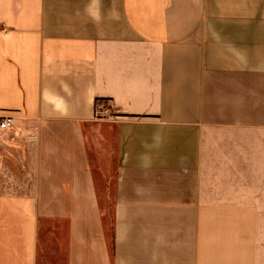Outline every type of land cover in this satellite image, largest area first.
Masks as SVG:
<instances>
[{
	"label": "crops",
	"instance_id": "obj_1",
	"mask_svg": "<svg viewBox=\"0 0 264 264\" xmlns=\"http://www.w3.org/2000/svg\"><path fill=\"white\" fill-rule=\"evenodd\" d=\"M0 115V264H264V0H0Z\"/></svg>",
	"mask_w": 264,
	"mask_h": 264
},
{
	"label": "rangeland",
	"instance_id": "obj_2",
	"mask_svg": "<svg viewBox=\"0 0 264 264\" xmlns=\"http://www.w3.org/2000/svg\"><path fill=\"white\" fill-rule=\"evenodd\" d=\"M105 131L103 130L102 134H104ZM104 141L101 145L102 150V158H107L108 155L106 154V135H103ZM95 150V149H94ZM94 150H89V158L91 161L92 170L95 175L96 180V186L98 191V197H99V206L101 208V212L103 214V217L108 225V229L110 228V212H111V205L113 202V190H114V178H113V169H114V163L109 161L108 162V175H103L104 173L101 171V165L97 160L99 158H96V153ZM42 251V250H41ZM41 258L43 259V254L41 252Z\"/></svg>",
	"mask_w": 264,
	"mask_h": 264
},
{
	"label": "built area",
	"instance_id": "obj_3",
	"mask_svg": "<svg viewBox=\"0 0 264 264\" xmlns=\"http://www.w3.org/2000/svg\"><path fill=\"white\" fill-rule=\"evenodd\" d=\"M107 114L105 101L97 100L95 104V118L103 119ZM14 128V119L10 115H0V131H10Z\"/></svg>",
	"mask_w": 264,
	"mask_h": 264
},
{
	"label": "clouds",
	"instance_id": "obj_4",
	"mask_svg": "<svg viewBox=\"0 0 264 264\" xmlns=\"http://www.w3.org/2000/svg\"><path fill=\"white\" fill-rule=\"evenodd\" d=\"M55 107H56V110L57 111H60V112H62V113H64V112H66V104L64 103V101L61 99L60 100V102L59 103H57L56 105H55Z\"/></svg>",
	"mask_w": 264,
	"mask_h": 264
}]
</instances>
